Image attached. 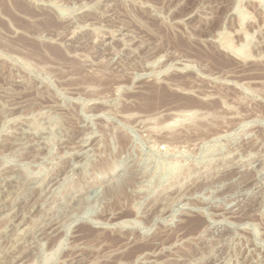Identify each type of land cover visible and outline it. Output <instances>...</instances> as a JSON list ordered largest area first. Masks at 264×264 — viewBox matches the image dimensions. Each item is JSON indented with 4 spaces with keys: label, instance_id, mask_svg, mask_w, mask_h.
<instances>
[{
    "label": "rangeland",
    "instance_id": "374dc122",
    "mask_svg": "<svg viewBox=\"0 0 264 264\" xmlns=\"http://www.w3.org/2000/svg\"><path fill=\"white\" fill-rule=\"evenodd\" d=\"M0 264H264V0H0Z\"/></svg>",
    "mask_w": 264,
    "mask_h": 264
},
{
    "label": "bare ground",
    "instance_id": "6f19581e",
    "mask_svg": "<svg viewBox=\"0 0 264 264\" xmlns=\"http://www.w3.org/2000/svg\"><path fill=\"white\" fill-rule=\"evenodd\" d=\"M60 53H61V52H60ZM60 55H61V54H60ZM59 57H60V56H59ZM63 59H64V58H63ZM156 88H157V87H156ZM157 90H158V89H157ZM157 90H156V91H157ZM145 94H146V93H145ZM156 94H157V93H156ZM144 96H145V95H144ZM193 223H194V226H195V225H196V221L194 220Z\"/></svg>",
    "mask_w": 264,
    "mask_h": 264
}]
</instances>
